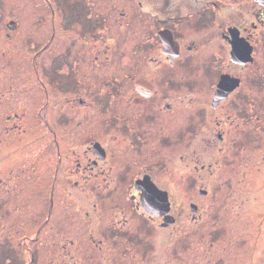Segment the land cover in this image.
Segmentation results:
<instances>
[{
    "label": "flooded vegetation",
    "instance_id": "flooded-vegetation-1",
    "mask_svg": "<svg viewBox=\"0 0 264 264\" xmlns=\"http://www.w3.org/2000/svg\"><path fill=\"white\" fill-rule=\"evenodd\" d=\"M40 3L38 32L37 14L12 18L0 4V46L35 48L29 60H0V194L31 204L23 214L2 201L0 219L34 225L20 236L53 229L63 262L104 264L112 253V264H151L150 235L155 244L187 220L195 235L206 224L199 197L176 192L264 189V0ZM197 72L216 75L211 89L192 87ZM139 181L167 193L165 212L145 209ZM103 216L107 227L74 239ZM238 229L224 232L225 264L236 262Z\"/></svg>",
    "mask_w": 264,
    "mask_h": 264
},
{
    "label": "rangeland",
    "instance_id": "rangeland-1",
    "mask_svg": "<svg viewBox=\"0 0 264 264\" xmlns=\"http://www.w3.org/2000/svg\"><path fill=\"white\" fill-rule=\"evenodd\" d=\"M0 4L1 7L7 10L5 14H9L12 18H16L20 14L23 15V17L25 15L32 16L33 14H37L33 21V29L37 30L36 32H38L43 25L41 20L46 17V12L44 11L46 10V6L45 3H40V0H0ZM32 9L36 12H33ZM20 26L19 31H17L18 33L24 29L32 30L30 25L26 28H23L22 24ZM3 29V24L0 22V30ZM57 40L58 38L56 36L55 41L57 42ZM34 50L35 48L18 49L16 46L4 44V46H0V60L4 62H7L8 60L13 62H15V60H29L31 53L32 51L34 52ZM1 67L0 71L3 75V73H5L3 67L9 68V66L6 63H3ZM17 71L21 73L17 68L12 71L9 70L8 73H16ZM207 73L209 72H205V74L197 72L193 75L192 87L194 88L195 86V88H203L205 90H209V88L211 89L212 81L216 78V75L210 73L212 75L210 76ZM4 78L8 79V77L3 76V79ZM198 101H200V99H198ZM243 169V172L235 174L236 176H234V179H237V177L239 179L241 175H246L247 168ZM200 186L203 185L198 184L194 190H183L175 193V195L181 197L179 198L180 202L181 200L186 201L187 198L199 197L201 205H203V211L201 212L202 222L206 223L203 226H201L202 223L197 226L198 229H196V231L200 233V235H198V233L195 235L193 231L195 230L197 222L191 224L189 220L185 223L181 220L183 226L179 233L171 235L166 234V236L161 235L162 233H160L159 238H162L165 241L160 239L161 242L159 240L154 244L153 241H155V239H153V241L151 239V237L153 238L154 236L150 235L149 250L144 252L148 253L147 256L150 259V263L158 264L166 262V264H168V260H170L173 264H225V262L230 261L233 257L231 247H229V244L233 241L227 240L224 232L227 228L229 229V227L233 225L239 228L238 234L235 233V235H238V237L241 238V240H234L236 243L239 241L241 243L240 247H235L237 250L235 264H264V189L257 190L256 187H253L248 193L241 191L239 196L236 195V192L220 194L216 192L215 189H212L210 193L205 197H202L198 192V187ZM10 195H12V193H10ZM4 196H7L8 198L4 200ZM103 200L104 199H102V201ZM2 201H8V205H11L14 208L18 206L12 204L14 199L4 193L2 197L0 194V208L2 207ZM125 205L127 208L130 206L128 203H125ZM30 208L31 204L23 203L19 200L17 211H20L23 214H28ZM187 212L190 213L189 206H187ZM235 212L237 213L235 214ZM184 217L185 216H182V218ZM226 217H229V219ZM84 222L87 226L86 228L84 224L79 226V234L77 236L71 234L72 225L63 222L65 228L69 227L65 232L72 235L74 239L78 238L80 244L87 241V237L82 236V234L85 233L87 235L89 228L93 227L92 231L95 232L98 230V227H107L109 224V220L105 216L92 221V223L88 220H85ZM210 222L211 224H207ZM186 228H188L187 233L189 232V235L184 234ZM33 229L34 225H24L21 222H18L17 224H8L0 219V264L74 263V260L71 258H67L66 261L63 262V257L66 256V254L58 245L61 240L57 239V237H50L49 233L45 232L47 229L50 233H53V229L46 227L42 230L39 235V240L20 236V233H32ZM60 229L63 230V226L60 225ZM230 234L231 232L229 231L227 236ZM149 237H147V239ZM147 244L148 242L144 241V246ZM38 247L46 248V252L42 249H37ZM221 249H225L227 252L223 253L221 252ZM41 252L43 253L44 258L36 263L35 260ZM181 253L187 256L186 261L180 260L177 256ZM136 255H138V253ZM33 256L35 259H32ZM112 256V253L111 255L109 254L104 260V264H112ZM222 257H224L223 260Z\"/></svg>",
    "mask_w": 264,
    "mask_h": 264
},
{
    "label": "water",
    "instance_id": "water-1",
    "mask_svg": "<svg viewBox=\"0 0 264 264\" xmlns=\"http://www.w3.org/2000/svg\"><path fill=\"white\" fill-rule=\"evenodd\" d=\"M9 24L10 22L8 23V25ZM141 184L142 186H144L143 184H146V186L142 188L140 186ZM137 186L143 190L141 193V199L146 210L152 212V208L156 207L159 208L158 212L160 209H163V211L165 212L168 209L169 204L166 192L160 191L156 187L154 188V186L151 185L150 181H147V183H141V181H139V183H137Z\"/></svg>",
    "mask_w": 264,
    "mask_h": 264
}]
</instances>
